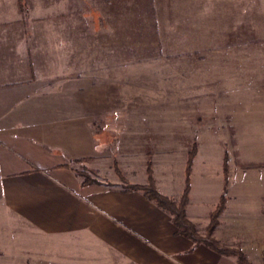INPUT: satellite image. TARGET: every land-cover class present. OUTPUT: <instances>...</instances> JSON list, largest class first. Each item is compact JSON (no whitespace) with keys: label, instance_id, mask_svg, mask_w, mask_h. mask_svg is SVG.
<instances>
[{"label":"rangeland","instance_id":"374dc122","mask_svg":"<svg viewBox=\"0 0 264 264\" xmlns=\"http://www.w3.org/2000/svg\"><path fill=\"white\" fill-rule=\"evenodd\" d=\"M215 1L23 0L21 12L24 21L43 25L37 32L50 60L74 51L75 67L63 64L69 78L90 89L95 127L106 132L103 157L72 163L74 169L88 167L94 183L115 185L122 184L116 167L127 180H143L150 160L161 186L169 173L179 186L197 142L191 193L200 233L225 194L224 216L232 209L237 228L247 229L239 242L246 251L238 247L253 264H264V167L235 163L264 161V6L222 9L213 4L224 1ZM0 9L20 8L16 0H0ZM59 24L75 35L58 47L56 35L66 31Z\"/></svg>","mask_w":264,"mask_h":264},{"label":"crops","instance_id":"0c3cea01","mask_svg":"<svg viewBox=\"0 0 264 264\" xmlns=\"http://www.w3.org/2000/svg\"><path fill=\"white\" fill-rule=\"evenodd\" d=\"M223 1L213 5L264 6V0ZM22 18L21 9H0V264H239L178 234L171 215L141 192L125 191L121 183L81 184L72 163L102 158L106 132L95 127L90 89L69 78L63 64L74 66V51L50 60L37 32L43 25ZM58 28L66 30L56 35L58 47L70 43L75 34L64 24ZM169 174L166 187L155 179L172 196L185 183L174 185ZM129 181L147 182V170L143 180ZM196 206L191 193L188 215L195 223ZM224 214L215 236L238 246L247 229L237 228L232 209Z\"/></svg>","mask_w":264,"mask_h":264},{"label":"trees","instance_id":"16d2710c","mask_svg":"<svg viewBox=\"0 0 264 264\" xmlns=\"http://www.w3.org/2000/svg\"><path fill=\"white\" fill-rule=\"evenodd\" d=\"M18 7L24 8L23 0H16ZM119 1V0H111ZM234 131V127H231ZM232 143H236L237 140L232 138ZM198 143L194 142L191 149L188 151V159L185 168V186L184 190L179 198L170 196L161 192L157 185L154 176V170L152 163L149 160L147 163V182L145 183H133L126 179L125 174L116 167L118 175L122 181V189L125 191H139L149 200L153 201L156 205L162 208L172 217L173 223L177 226V233L192 239L196 243H202L213 249L214 251L229 256H235L239 264H253L247 253L238 246L227 245L220 241L215 236V229L220 222V215L226 209V203L228 197L222 194L218 203L214 209L210 212V220L206 226L204 234L200 233L196 223L188 215V205L190 202L191 184H192V168L194 160L198 153ZM91 157H83L76 160H89ZM230 152L228 149L224 150L223 154V174L225 186L229 182V168H230ZM236 165L241 168H255L264 167V161L262 160H248L237 157L235 159ZM68 165V163H66ZM77 175L81 178V184L83 186L94 183L95 178H92L88 171V167L75 168Z\"/></svg>","mask_w":264,"mask_h":264}]
</instances>
